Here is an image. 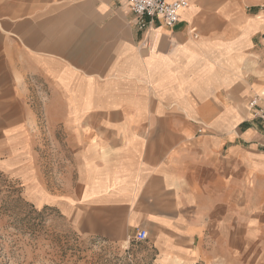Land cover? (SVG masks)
I'll use <instances>...</instances> for the list:
<instances>
[{
    "label": "crops",
    "instance_id": "crops-1",
    "mask_svg": "<svg viewBox=\"0 0 264 264\" xmlns=\"http://www.w3.org/2000/svg\"><path fill=\"white\" fill-rule=\"evenodd\" d=\"M189 3L139 31L127 0H0V87L42 83L59 130L44 206L114 244L146 230L161 264L238 254L240 216L264 207V124L244 107L263 5Z\"/></svg>",
    "mask_w": 264,
    "mask_h": 264
},
{
    "label": "rangeland",
    "instance_id": "rangeland-1",
    "mask_svg": "<svg viewBox=\"0 0 264 264\" xmlns=\"http://www.w3.org/2000/svg\"><path fill=\"white\" fill-rule=\"evenodd\" d=\"M255 2L263 5L260 17L264 20V0ZM253 49L259 54L245 70L255 90L245 97V109L252 98L264 103V44L256 43ZM20 81L31 92L18 100L12 87H0V264H161L152 245L87 237L58 207L44 206V179L56 187L58 178L65 177V162L56 143L49 140L54 133L58 137L59 130L48 124L49 111L42 108L46 95L33 93V89L42 90V83L30 78ZM246 186L253 187V183ZM256 211L258 219L252 224L247 215L240 216L238 254H221L198 264H264V207Z\"/></svg>",
    "mask_w": 264,
    "mask_h": 264
},
{
    "label": "built area",
    "instance_id": "built-area-1",
    "mask_svg": "<svg viewBox=\"0 0 264 264\" xmlns=\"http://www.w3.org/2000/svg\"><path fill=\"white\" fill-rule=\"evenodd\" d=\"M135 15L136 26L139 31L152 28L156 20L163 21L165 26L172 28L180 20L182 10L190 6L189 0H127ZM249 109L255 119L264 124V103L258 97L249 103ZM138 242L148 240V232L140 230L135 236Z\"/></svg>",
    "mask_w": 264,
    "mask_h": 264
}]
</instances>
